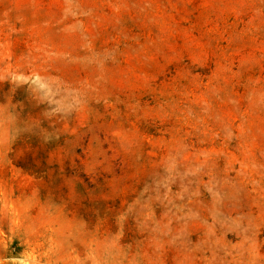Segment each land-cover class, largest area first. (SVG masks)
<instances>
[{"label":"rangeland","instance_id":"obj_1","mask_svg":"<svg viewBox=\"0 0 264 264\" xmlns=\"http://www.w3.org/2000/svg\"><path fill=\"white\" fill-rule=\"evenodd\" d=\"M0 264H264V0H0Z\"/></svg>","mask_w":264,"mask_h":264}]
</instances>
